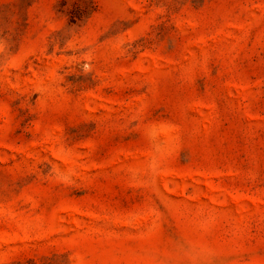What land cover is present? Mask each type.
<instances>
[{"label":"rangeland","instance_id":"rangeland-1","mask_svg":"<svg viewBox=\"0 0 264 264\" xmlns=\"http://www.w3.org/2000/svg\"><path fill=\"white\" fill-rule=\"evenodd\" d=\"M0 264H264V0H0Z\"/></svg>","mask_w":264,"mask_h":264}]
</instances>
